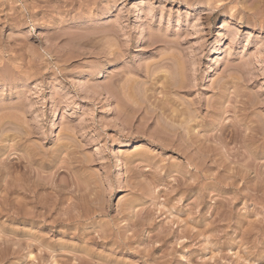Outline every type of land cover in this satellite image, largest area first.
<instances>
[{
  "label": "rangeland",
  "instance_id": "rangeland-1",
  "mask_svg": "<svg viewBox=\"0 0 264 264\" xmlns=\"http://www.w3.org/2000/svg\"><path fill=\"white\" fill-rule=\"evenodd\" d=\"M0 264H264V0H0Z\"/></svg>",
  "mask_w": 264,
  "mask_h": 264
},
{
  "label": "bare ground",
  "instance_id": "bare-ground-1",
  "mask_svg": "<svg viewBox=\"0 0 264 264\" xmlns=\"http://www.w3.org/2000/svg\"><path fill=\"white\" fill-rule=\"evenodd\" d=\"M56 114V113H55ZM121 165V164H120Z\"/></svg>",
  "mask_w": 264,
  "mask_h": 264
}]
</instances>
